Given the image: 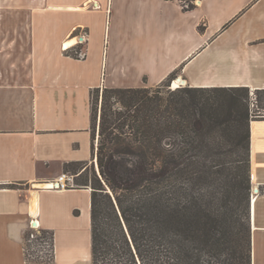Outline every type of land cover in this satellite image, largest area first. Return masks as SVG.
I'll use <instances>...</instances> for the list:
<instances>
[{"label":"crops","instance_id":"1","mask_svg":"<svg viewBox=\"0 0 264 264\" xmlns=\"http://www.w3.org/2000/svg\"><path fill=\"white\" fill-rule=\"evenodd\" d=\"M172 72L181 87L264 90V0H0V264H91L90 186L44 185L96 166L95 89ZM249 132L251 264H264V120ZM31 220L53 234L50 262L26 260Z\"/></svg>","mask_w":264,"mask_h":264},{"label":"trees","instance_id":"2","mask_svg":"<svg viewBox=\"0 0 264 264\" xmlns=\"http://www.w3.org/2000/svg\"><path fill=\"white\" fill-rule=\"evenodd\" d=\"M175 76L92 93L97 172L76 182L91 188V264H251L249 123L264 113L246 88L170 91ZM254 95L264 112V90ZM23 249L50 262L53 234L27 230Z\"/></svg>","mask_w":264,"mask_h":264},{"label":"rangeland","instance_id":"3","mask_svg":"<svg viewBox=\"0 0 264 264\" xmlns=\"http://www.w3.org/2000/svg\"><path fill=\"white\" fill-rule=\"evenodd\" d=\"M182 3H184V2L182 1ZM176 78L177 77L175 76L174 79H176ZM169 85H170V83H169ZM167 89L171 91L170 88H167ZM173 89H176V88H173ZM249 97H250L249 107H250L251 114H258L259 112L261 114L264 113L263 110L259 109L256 105L254 92H249ZM96 144H97V140H96ZM93 170H95L97 172V165L95 166L94 163H89V164H84V165H80L78 167H75L69 173L77 175L75 178L76 182L81 183L82 180L87 178L88 183L90 184V180L92 178ZM260 192L263 193L264 189L260 188ZM41 249H42L41 252L38 251V249H35L34 246L32 245V243H30L29 252L32 254L33 257H39V258L42 257L43 259H47L48 249H49L48 245H43L41 247Z\"/></svg>","mask_w":264,"mask_h":264},{"label":"built area","instance_id":"4","mask_svg":"<svg viewBox=\"0 0 264 264\" xmlns=\"http://www.w3.org/2000/svg\"><path fill=\"white\" fill-rule=\"evenodd\" d=\"M176 80H178V78L175 80L173 79L170 82V85L168 86V88H170L171 90H174L172 88V84ZM181 86H183V85H179L178 88H180ZM75 178H76V175L71 174L69 172H63L56 179H54L52 182L45 184L44 188L50 189V190H57V191L76 188L77 185H76ZM45 186H47V187H45ZM259 191H260V188H259ZM251 196H252V192H251L250 198H251ZM39 229H40L39 225L35 220H31L29 222L28 230L30 231V240H34L36 238V236L40 233Z\"/></svg>","mask_w":264,"mask_h":264},{"label":"bare ground","instance_id":"5","mask_svg":"<svg viewBox=\"0 0 264 264\" xmlns=\"http://www.w3.org/2000/svg\"><path fill=\"white\" fill-rule=\"evenodd\" d=\"M71 41H73V40H71ZM71 41H68V42L64 43L65 48H66V46H69ZM180 84L181 85L183 84L182 81L181 80H176V81L173 82L172 88H178ZM255 191H257V190L255 189ZM255 198H256L255 196H252V198H251V202L252 203L255 202Z\"/></svg>","mask_w":264,"mask_h":264},{"label":"water","instance_id":"6","mask_svg":"<svg viewBox=\"0 0 264 264\" xmlns=\"http://www.w3.org/2000/svg\"><path fill=\"white\" fill-rule=\"evenodd\" d=\"M250 202H251V198H250ZM250 209H251V212H252V202H251V208Z\"/></svg>","mask_w":264,"mask_h":264}]
</instances>
